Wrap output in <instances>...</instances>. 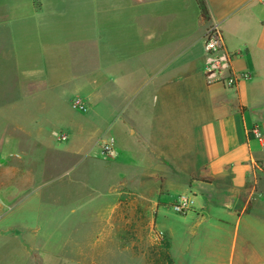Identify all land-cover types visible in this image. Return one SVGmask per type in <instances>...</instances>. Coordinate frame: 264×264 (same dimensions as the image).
Instances as JSON below:
<instances>
[{
	"label": "crops",
	"instance_id": "1",
	"mask_svg": "<svg viewBox=\"0 0 264 264\" xmlns=\"http://www.w3.org/2000/svg\"><path fill=\"white\" fill-rule=\"evenodd\" d=\"M38 1L36 9L34 0H0V264L49 261L38 255L39 231L76 216L87 177L79 169L102 160L109 139L117 156L102 160L107 192L96 193L113 200L93 206L110 215L98 228H133V201L121 198L136 191L168 239L173 264L180 235L184 264H264V147L251 134L258 127L264 136V0H204L209 20L198 0ZM213 24L225 52L237 54L234 89L207 78L213 58L204 43ZM138 166L156 184L152 193L120 173ZM65 176L63 198L73 207L66 217L55 216L59 209L47 222L19 216L38 213L26 206L31 189L42 197ZM183 195L193 201L179 214L184 227L158 229L160 209L173 210ZM75 239L65 242L62 261L99 264L101 242L90 239L81 254Z\"/></svg>",
	"mask_w": 264,
	"mask_h": 264
},
{
	"label": "rangeland",
	"instance_id": "2",
	"mask_svg": "<svg viewBox=\"0 0 264 264\" xmlns=\"http://www.w3.org/2000/svg\"><path fill=\"white\" fill-rule=\"evenodd\" d=\"M159 136V135H158ZM32 156L29 157V160ZM28 160V161H29ZM102 160L108 165L111 158H105L102 153ZM102 160H95V162H86L83 164L79 172L80 174H85V185L80 186V199H83L79 204V212L76 213L75 217H71L70 220H67L58 228L57 225L48 224L50 230L39 231L41 236L38 240V250L39 254L48 253L49 261L40 260L38 264H72L67 261H62L61 257L63 256V249H67V240L70 236V241L72 239L79 238L76 244L82 252L81 254L89 253L90 243L89 240L92 239V243H100L97 246L96 250V259L99 264H162L163 263V254L164 250L159 248V237L154 228V218L155 215L152 212H149L146 203L144 206L140 205V199L136 191H128L124 193L121 200L122 201H133L134 207L133 212L128 213V220L131 219L133 223V228L125 229L124 224H111V228L99 227L100 219L104 216L109 218L110 215H98L92 212L93 206L104 208L106 203L113 200V197L100 198V195L96 193L97 190H105L107 192V185L103 184L101 179L105 166H102L104 163ZM136 167H124L121 169V174L135 179L137 188L141 193H152L153 189L156 187V184L151 181L149 173L146 171L147 167L138 166ZM117 173V172H116ZM70 176L59 177L55 179L54 183L47 189L43 190L42 194L44 196L40 197L37 191L33 188L31 189V198L29 199L26 206L30 209H38L37 212H30L26 210L23 214L19 216L27 218L35 217L42 222L49 221L48 215L51 214L53 209H59L55 216L56 217H66L71 208V203H65L63 198L64 186L67 187V183ZM168 187L172 192L177 191L176 183H168ZM190 196V193H186ZM178 198L175 199V201ZM28 200V199H26ZM77 200V199H74ZM37 201V203H36ZM39 201L41 204L39 205ZM73 201V200H71ZM175 201L171 205L172 209L175 205ZM74 202V201H73ZM11 204L8 203V205ZM74 204V203H73ZM137 205V206H136ZM65 206V207H64ZM74 206V205H73ZM35 207V208H33ZM99 210L100 208H97ZM143 210V211H142ZM183 216V215H182ZM31 219V220H32ZM120 220V219H119ZM118 220V221H119ZM36 219H34V222ZM184 218H181L179 213L173 210L160 209L157 215V227L162 231L173 232L174 229L177 232L181 231V228L185 225ZM102 226L104 222H101ZM47 223H45L46 225ZM47 225V226H48ZM92 227V228H91ZM52 228H54L52 230ZM46 230V229H45ZM44 233V236L42 234ZM47 234V235H46ZM180 234V233H179ZM164 240L167 239L165 235ZM172 236V235H171ZM48 239H47V238ZM50 238V239H49ZM173 238V236H172ZM175 240L174 245V255L178 264H184V259H179V257H186V255H178L183 249V235H180ZM72 250V245H71ZM180 251V252H179ZM178 255V256H177ZM45 257V256H44ZM94 257V256H93ZM65 258L66 255H65ZM187 258V257H186ZM58 259L59 261H56ZM34 264V263H32ZM74 264V263H73Z\"/></svg>",
	"mask_w": 264,
	"mask_h": 264
},
{
	"label": "built area",
	"instance_id": "3",
	"mask_svg": "<svg viewBox=\"0 0 264 264\" xmlns=\"http://www.w3.org/2000/svg\"><path fill=\"white\" fill-rule=\"evenodd\" d=\"M206 53L213 58L207 69V78L211 79L214 76V82L224 85L228 89H234L239 81V78L231 71L230 64L237 54H229L224 50V36L218 24L211 25L205 35L204 43ZM76 110L85 112L86 106L81 100H76L73 103ZM251 134L264 147V136L261 134L258 127L251 129ZM67 136L59 135L60 141H65ZM102 153L105 158L114 159L117 156L115 143L113 139L103 141L101 144ZM264 170V164L261 166ZM193 201L188 196H180L175 201L173 209L180 215H185L189 212Z\"/></svg>",
	"mask_w": 264,
	"mask_h": 264
},
{
	"label": "trees",
	"instance_id": "4",
	"mask_svg": "<svg viewBox=\"0 0 264 264\" xmlns=\"http://www.w3.org/2000/svg\"><path fill=\"white\" fill-rule=\"evenodd\" d=\"M35 8L38 9L40 7V3L38 0H34ZM198 6L201 11V16L204 20H209V12L207 9V4L204 0H198ZM209 182V181H208ZM159 237V248L160 250H164L163 254V263L162 264H173V261L169 255V249H170V243L168 239L164 240V236H161V234H157Z\"/></svg>",
	"mask_w": 264,
	"mask_h": 264
}]
</instances>
